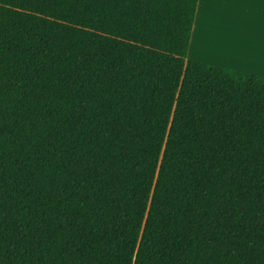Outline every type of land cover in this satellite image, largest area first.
Returning a JSON list of instances; mask_svg holds the SVG:
<instances>
[{"label": "trees", "instance_id": "obj_1", "mask_svg": "<svg viewBox=\"0 0 264 264\" xmlns=\"http://www.w3.org/2000/svg\"><path fill=\"white\" fill-rule=\"evenodd\" d=\"M197 1L0 0V264H264V76Z\"/></svg>", "mask_w": 264, "mask_h": 264}, {"label": "crops", "instance_id": "obj_2", "mask_svg": "<svg viewBox=\"0 0 264 264\" xmlns=\"http://www.w3.org/2000/svg\"><path fill=\"white\" fill-rule=\"evenodd\" d=\"M187 58L264 76V0H198Z\"/></svg>", "mask_w": 264, "mask_h": 264}, {"label": "rangeland", "instance_id": "obj_3", "mask_svg": "<svg viewBox=\"0 0 264 264\" xmlns=\"http://www.w3.org/2000/svg\"><path fill=\"white\" fill-rule=\"evenodd\" d=\"M204 63L215 65L214 63H210V62H204Z\"/></svg>", "mask_w": 264, "mask_h": 264}]
</instances>
